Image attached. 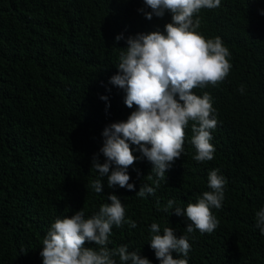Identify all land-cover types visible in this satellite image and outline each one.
Instances as JSON below:
<instances>
[{"label": "trees", "instance_id": "1", "mask_svg": "<svg viewBox=\"0 0 264 264\" xmlns=\"http://www.w3.org/2000/svg\"><path fill=\"white\" fill-rule=\"evenodd\" d=\"M140 9L151 11L144 0H0V264H43L40 251L51 224L79 209L90 218L110 203L109 194L121 200L125 220L136 223L113 225L109 249L127 245L159 264L149 244L156 223L161 234L172 227L188 238V264H264L255 215L264 207V0H221L194 17L197 31L205 39L219 37L231 54L222 82L193 89L212 97L214 159H193L195 122L189 121L184 153L154 195L110 188L106 176L102 193L92 187L100 178L92 158L105 160L103 129L135 110L124 104V90L110 83L126 38L163 31L171 22L168 12L148 20ZM130 147L138 159L127 169L129 182L136 190L155 187L152 164ZM212 169L226 179L222 206L211 209L218 226L211 233L193 226L188 233L191 222L164 208L169 200L181 208L196 203L211 190Z\"/></svg>", "mask_w": 264, "mask_h": 264}, {"label": "clouds", "instance_id": "2", "mask_svg": "<svg viewBox=\"0 0 264 264\" xmlns=\"http://www.w3.org/2000/svg\"><path fill=\"white\" fill-rule=\"evenodd\" d=\"M144 4L151 11H139L148 20L153 15L162 18L168 12L171 22L165 23L163 31L126 38V51L120 53L117 73L110 77V83L124 90V104L130 109L135 105V110L126 120L113 122L102 131L104 139L99 151L105 160L100 163L94 155L91 162L100 177L92 181L96 193L103 192L102 178L106 176L110 188L119 186L141 198L154 195L160 181L166 183V171L184 153L189 121L195 122L193 159H214L215 148L210 141L217 119L212 97L207 92L198 96L193 89L222 82L232 67L228 59L231 54L219 37L205 39L197 31L200 20L194 17L201 9L218 8L221 0H144ZM123 38L120 34L115 40ZM238 90L243 93V86ZM130 145L137 146L142 157L152 164L151 171L157 178L155 187L145 184L136 190L129 182L127 169L138 159ZM225 184L219 169H212L208 174L210 191L185 208L173 207L175 202L169 200L164 211H173L190 221L186 225L188 233L193 232V226L201 233H211L219 223L211 209L222 206ZM107 199L110 203L102 204L90 218H85L83 209H79L51 224L40 251L43 264H116L114 256L119 257L121 264H151L140 252L129 251L127 245L107 247L113 225L128 223L136 227L135 221L125 220V208L117 195L109 194ZM255 215L256 225L264 234V207ZM151 231L149 244L159 264H188L191 245L186 236L177 237L172 227H165L161 234L156 223L151 225ZM86 242L98 245V250L86 247ZM173 253L185 258H174Z\"/></svg>", "mask_w": 264, "mask_h": 264}]
</instances>
